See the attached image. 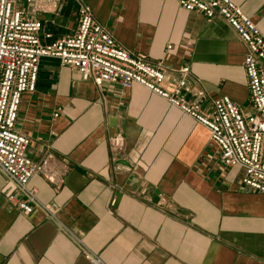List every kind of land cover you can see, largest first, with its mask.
I'll use <instances>...</instances> for the list:
<instances>
[{"label":"crops","instance_id":"1","mask_svg":"<svg viewBox=\"0 0 264 264\" xmlns=\"http://www.w3.org/2000/svg\"><path fill=\"white\" fill-rule=\"evenodd\" d=\"M83 1L126 48L166 67V87L189 66V101L201 91L205 112L223 95L249 110L246 47L222 18L175 0ZM232 1L264 35V0ZM56 3L16 1L52 34L45 43L78 25V0ZM18 126L31 138L29 156L49 158L50 176L29 185L55 216L21 212L0 171V264H93L88 254L100 264H264V193L220 162L206 126L142 85L97 86L44 57Z\"/></svg>","mask_w":264,"mask_h":264},{"label":"built area","instance_id":"2","mask_svg":"<svg viewBox=\"0 0 264 264\" xmlns=\"http://www.w3.org/2000/svg\"><path fill=\"white\" fill-rule=\"evenodd\" d=\"M16 1L0 0V171L14 188L9 201L21 212L30 215L40 210L48 217L55 216L38 200L37 189L29 185L35 175L50 174L49 158L37 162L29 156L31 138L18 126L23 95L35 91L44 57L58 58L61 65L74 68L83 80L97 86L108 83L129 89L138 84L165 98L208 128L220 162L243 170V186L264 193V35L239 5L232 0H175L182 8L197 11L205 18H222L246 47L242 66L249 110L244 111L223 95L211 99L212 109L205 112L201 108L203 92L194 101L185 97L189 91V66L182 68L170 88L166 87V67L126 48L83 0H78L76 29L47 43L43 36L51 38L52 34L44 33L42 21L19 9ZM54 1L57 6L58 0ZM113 146L123 150L121 134L113 139ZM87 257L93 264L101 263L95 256Z\"/></svg>","mask_w":264,"mask_h":264},{"label":"water","instance_id":"3","mask_svg":"<svg viewBox=\"0 0 264 264\" xmlns=\"http://www.w3.org/2000/svg\"><path fill=\"white\" fill-rule=\"evenodd\" d=\"M122 123H123V128L126 129V122L122 121ZM119 164L128 166L130 163L126 160H121V161H119ZM154 199H155V202H157V200H158L157 195H154Z\"/></svg>","mask_w":264,"mask_h":264}]
</instances>
